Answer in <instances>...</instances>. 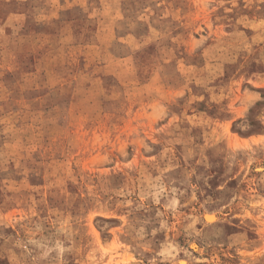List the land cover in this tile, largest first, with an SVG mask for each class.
<instances>
[{"label": "rangeland", "instance_id": "1", "mask_svg": "<svg viewBox=\"0 0 264 264\" xmlns=\"http://www.w3.org/2000/svg\"><path fill=\"white\" fill-rule=\"evenodd\" d=\"M0 264H264V0H0Z\"/></svg>", "mask_w": 264, "mask_h": 264}, {"label": "bare ground", "instance_id": "2", "mask_svg": "<svg viewBox=\"0 0 264 264\" xmlns=\"http://www.w3.org/2000/svg\"><path fill=\"white\" fill-rule=\"evenodd\" d=\"M205 217H206V219H207L208 221H209V220H210V222L213 221V216H211V215H206Z\"/></svg>", "mask_w": 264, "mask_h": 264}]
</instances>
